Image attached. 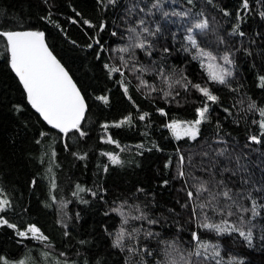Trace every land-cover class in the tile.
Listing matches in <instances>:
<instances>
[{
	"label": "trees",
	"instance_id": "trees-1",
	"mask_svg": "<svg viewBox=\"0 0 264 264\" xmlns=\"http://www.w3.org/2000/svg\"><path fill=\"white\" fill-rule=\"evenodd\" d=\"M176 1L212 21L203 41L213 34L218 54L230 56L233 69L227 83L210 80L203 57L194 58L196 49L186 50L182 34L167 37V52L162 47L151 50V55L138 51L137 64L152 71L137 73L132 67H120L123 75L110 73L115 66L112 51L124 35L122 18L128 0H0V30L45 33L88 103L81 123L85 136L75 130L64 136L47 126L28 103L10 67L6 41L0 37V189L12 205L3 214L18 229L34 224L48 237L43 243L24 239L2 226L0 256L26 264H165L168 245L174 243L179 250L173 259L179 252L187 254L195 246L191 237L196 232L202 241L218 246L219 252L215 260L193 257L196 260L264 264V208L255 217L239 210L251 208V201L244 198L248 192L264 204V191H255L264 189V136L260 143L249 139L261 132L254 121L261 119L256 109L264 108V0H248L247 10L242 9L243 0ZM237 24L239 29L233 33ZM161 69L173 81L183 76L191 84L208 87L218 102L206 101L191 84L187 89L174 84L170 90L158 75ZM101 96L108 102L98 99ZM205 103L208 119L200 125L197 139L177 140L166 125L198 119L197 109ZM251 104L256 109L250 110ZM129 116L131 124L112 126ZM105 124L110 125L107 130ZM106 135L119 147L107 143ZM222 149L224 154L217 155ZM106 154L118 155L122 163L113 164ZM181 155L183 177L179 175ZM188 173L204 181L212 179L208 186L213 191L222 190L215 181L223 180L234 194L239 193L233 196L237 202L231 208L233 214L194 210V204L205 202L208 193L189 201L186 192L194 181ZM77 185L85 191L74 196ZM59 201L66 204L65 215L59 213ZM230 203L221 198L219 206ZM113 209H123V215ZM141 213L157 223L134 219ZM205 213L208 223L226 219L245 232L251 230V244L238 232L218 234L200 227ZM121 227L138 237V242L126 238L123 250L113 246ZM146 231L157 235L145 240ZM144 246L151 256L129 251Z\"/></svg>",
	"mask_w": 264,
	"mask_h": 264
},
{
	"label": "snow or ice",
	"instance_id": "snow-or-ice-1",
	"mask_svg": "<svg viewBox=\"0 0 264 264\" xmlns=\"http://www.w3.org/2000/svg\"><path fill=\"white\" fill-rule=\"evenodd\" d=\"M115 0H109V3H114ZM188 4H193L194 0H187ZM211 3V0H209ZM147 15L152 14V10L156 9L163 12V15L167 17L169 13L163 11V0H153V3L148 6ZM242 9H249L248 0H243ZM136 11L134 6L129 10V15H132ZM140 12H145L144 8L139 9ZM173 16L177 17H190L192 14L190 10L185 11H173L171 13ZM227 15V13H225ZM264 16V12L261 13ZM85 23H88L85 21ZM133 26L128 27V46L121 47L119 49L122 53H131V58H135V49L146 50L148 55H151V49L153 47L149 37H156L157 33L160 32V27L157 25L155 29L149 27L148 21L144 17H140L137 20L132 22ZM91 26V25H90ZM103 25L101 26V31L103 30ZM209 20L206 17H203V13L196 14V18L189 20L185 28L184 39L187 41L186 50L196 49L198 52L197 57L194 58H207L209 63H207L206 68L208 76L211 81L217 82L219 84L227 83V78L232 75V72L227 68L220 66L216 63L217 57L213 55L211 51L206 50L204 47H201L200 41H198L197 36L206 34L209 29ZM239 29V24L233 29V33H236ZM113 35H116L113 32ZM239 35H243L242 32H239ZM45 34L42 31H21V30H0V37H3L6 41L7 51L10 54V67L15 75L18 77L19 82L22 84L23 89L26 93L27 101L33 109L47 122L48 125H51L52 128L58 129L61 133L67 135L69 132L75 130L79 133L80 136H85L87 133L81 130V123L85 118V112L87 110V105L85 103L84 96L81 94L79 88L74 83L72 77L69 75L68 71L60 63V61L53 55L52 51L49 50L48 45L45 43L44 39ZM99 43V41H97ZM91 47V45H90ZM164 51H169L168 48H164ZM225 64H232V60L228 54H225L222 57ZM121 64L123 67L128 66V62L124 60V57H120ZM108 67V65H105ZM133 71H135V66H133ZM139 71H147L145 68H140ZM110 73H120L123 75L120 67H110ZM163 79L164 82L168 84L169 89L173 87L174 84L181 85L185 89L188 88L190 81L186 80V77H181L175 81L172 80V77L166 75L161 69L158 73ZM144 84V81H141ZM261 86L264 87V77L261 78ZM191 87L199 91L203 97L206 98V101L216 103L218 102V97L213 94V92L206 86L202 87L200 84H191ZM155 90V89H153ZM125 93H127V87L124 88ZM171 91L165 93V95H170ZM98 99L107 103V97L101 96ZM131 99V97H129ZM250 110L256 109L255 104L249 105ZM20 110V109H18ZM259 111L261 119L259 121H254L258 123L259 129L261 130L259 136L252 135L250 140L255 143H260V136H264V108L256 109ZM162 115H167L163 109L159 110ZM209 113L208 104L205 103L204 106L197 109L198 119L191 122H177L173 121L172 123L167 124L166 126L171 130L173 136L177 139H183L187 137L190 140L195 141L200 135V125L208 119L207 114ZM148 114L145 113L139 116L140 120H144ZM132 117L129 116L124 120L112 125L113 127H121L125 124H131ZM110 125L105 124L103 128L107 130ZM107 143H116L119 147L118 142L114 141L111 136L106 140ZM142 147V145H141ZM225 150H220L217 155H223ZM55 153H53V156ZM108 155L110 161L113 164L122 163L118 155L106 154ZM203 155H207L204 153ZM83 159V157H81ZM185 158L183 155L179 158V163L181 170L179 175L183 177L185 172L183 171V164ZM189 163H191V157H189ZM211 167V165H210ZM229 171V169H225ZM235 174V173H234ZM192 177L194 183L192 188L187 190L186 194L189 201L194 202L199 197H203L204 193H208L207 197H204L205 202L194 204V210L198 207L201 211L206 208H211L220 215L231 216L233 213L231 208L233 205H236V200L233 199L234 195H240L239 193L234 194L230 188L224 184V181H215V186H222V190L213 191L208 185L212 183L214 179V173L210 172L212 179L209 181L201 180L195 176H192V173H188ZM167 183V182H165ZM247 183V181H244ZM51 187L56 188V184L53 181ZM77 190L73 192L74 196L79 195L80 192L85 191L79 185L76 186ZM257 192H262L264 189H255ZM92 195H96L95 192ZM223 198L225 201H230V204H225L223 207L219 206V202ZM244 198L251 201V208L240 207L239 210L242 212H251L252 216H258L260 214L259 209L264 208V204L258 203L257 199L253 198L251 192L245 194ZM53 201L56 200V197H52ZM86 202V201H84ZM11 201L3 194L2 189H0V213L6 212L11 207ZM60 207H66V204L60 202ZM120 215H123L120 209H113ZM134 219L147 220L151 224H156L157 221L154 219H148V217L141 213L139 216L134 217ZM124 224L128 223V218L125 217L123 220ZM7 226L16 230V234L24 239L37 240L41 243L48 241V237L44 235L41 230L35 225L26 226L25 230L21 231L17 228V225L9 223L7 219L3 216H0V227ZM67 227V224L64 225ZM200 227L208 230H213L218 234H223L225 232H238L241 237H243L249 244H251L253 235L251 230L245 232L241 228L236 227L234 224H229L228 220L224 219L220 223H208L207 215L205 213V222H203ZM154 234L152 231H146L144 234V239L148 240L152 238ZM137 240L138 237L134 236L132 233L127 232L123 227L117 232L116 238L114 240L113 246L116 248L124 249L125 239ZM191 239L195 242V246L192 251L188 252L186 255L181 253L180 260L182 264H201L199 260L193 261V257L203 258V260L212 259L215 260L219 256L217 250L218 246L209 245L208 243L201 240V237L198 233L193 232ZM166 243V242H165ZM211 249V252H209ZM130 252L140 251L146 253L148 256L152 255V251L144 246L143 248H130ZM166 261L165 264H177L176 260L172 258V254L178 252L179 250L175 247V244L168 245L164 250ZM0 264H12V262L6 257L0 256ZM20 264H24L23 261ZM146 264V262H145ZM159 264V262H158ZM234 264H242V262H234Z\"/></svg>",
	"mask_w": 264,
	"mask_h": 264
},
{
	"label": "rangeland",
	"instance_id": "rangeland-1",
	"mask_svg": "<svg viewBox=\"0 0 264 264\" xmlns=\"http://www.w3.org/2000/svg\"><path fill=\"white\" fill-rule=\"evenodd\" d=\"M152 3H153V0H141V1L128 0L127 8H126L125 14L122 18L124 35L121 36V38H119L117 45L114 47L112 54H111L112 63L116 67H123L121 64L120 57H124V60L128 62V66L125 68H128V67L133 68V66H135V69H136L135 71L137 73L141 72V71H139L140 68H145V67H140L137 64V62L135 61V58L134 59L131 58V53H122L119 51V49L121 47L128 46L129 42L127 40V36H128V30L127 29L129 26H133L132 25L133 21L137 20L140 17H144L148 21L149 27L152 28L153 30L155 29V27L157 25H159L160 32L157 33L156 37H154V38L149 37V39L151 40L152 45H153L151 50L157 48L160 51L161 47L165 48L166 45L168 44V43H166V41L168 39L167 37H171L172 39H174L178 34H182L185 36V28H186L189 20L196 18V14H198V13L190 11L192 15L190 17H187V18L173 16V15H171V13L173 11H185L188 9L185 7H180L176 0H165V1L163 0V11H167L169 13V15L167 17H165L163 15L162 11H159L156 9L152 10L151 15L146 16L145 14L147 13V8L145 6L146 5L150 6ZM134 6L136 7V11L134 13H132V15H129V10L131 8H133ZM140 8H144L145 12H140L139 11ZM203 17H205L204 14H203ZM207 19L209 20L210 27L207 30L206 34L197 36V39H198V41H200L201 44H203V42L206 43V45H205L206 47H204V48L208 51H211L213 53V55H215L217 57V60H216L217 64H219L222 67L227 68L229 71H232L233 64H230V65L225 64L223 59H222V57L224 55H219L218 54L219 50L218 51L215 50L216 43H215V41H213L215 39L214 35L210 34V38L208 39V42L203 41L208 37L209 32H211V29L213 26L212 21L209 18H207ZM208 43H210V44H208ZM139 50L146 52V50L135 49V55L138 54ZM203 62H204L205 67H206L207 63H209L207 58H204V57H203ZM145 69H147V71H152L149 68H145ZM143 72H145V71H143ZM175 121H177V122H191V121H187V120H175ZM172 122H170V123H172ZM170 132H171V130H170ZM171 134H172V132H171ZM108 137H109L108 135L105 136L106 139H108ZM60 202H63V201H59V203H58L59 213H60V215H65L66 214V211H65L66 207L61 208ZM63 203H65V202H63ZM121 212H123V209H121ZM0 216H3L5 219H7V217L3 213H0ZM9 223H12V222L9 221ZM31 225H34V224H31ZM21 231H23V230H21ZM181 253L182 252H179L178 256L176 258H174L176 260L177 264H182V262L180 260V254ZM183 254H185V251H183ZM21 261L22 260H19L16 262L12 261V264H20ZM193 261L195 262L197 260L195 258H193ZM199 261L201 262V264H205V262L203 260L200 259ZM24 264H26V263H24Z\"/></svg>",
	"mask_w": 264,
	"mask_h": 264
},
{
	"label": "water",
	"instance_id": "water-1",
	"mask_svg": "<svg viewBox=\"0 0 264 264\" xmlns=\"http://www.w3.org/2000/svg\"><path fill=\"white\" fill-rule=\"evenodd\" d=\"M45 34V33H44ZM44 39H45V43L48 45V48H49V50L50 51H52V53H53V55H55L56 56V58L60 61V63L64 66V68L68 71V73H69V75L72 77V79H73V81H74V83L77 85V87L79 88V90H80V92H81V94L84 96V94H83V92L81 91V89H80V87H79V85L77 84V82L75 81V79L73 78V76L71 75V73L69 72V70L66 68V66L62 63V61L57 57V55L53 52V50L51 49V47L49 46V44H48V41H47V38H46V34H45V36H44ZM14 73V72H13ZM15 74V73H14ZM16 76V75H15ZM17 77V76H16ZM18 78V77H17ZM19 80V79H18ZM22 85V84H21ZM23 87V86H22ZM84 99H85V103H86V105H87V109H88V103H87V100H86V98H85V96H84ZM33 109V108H32ZM34 111H35V109H33ZM87 111V110H86ZM36 112V111H35ZM37 113V112H36ZM86 113V112H85ZM39 116H40V114L39 113H37ZM41 117V116H40ZM41 119L43 120V118L41 117ZM43 122L47 125V126H49V127H51L52 128V126L51 125H48L47 124V122L46 121H44L43 120ZM55 129V128H54ZM58 130V129H57ZM63 134V133H62ZM64 136H66L65 134H63Z\"/></svg>",
	"mask_w": 264,
	"mask_h": 264
}]
</instances>
